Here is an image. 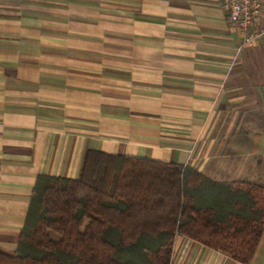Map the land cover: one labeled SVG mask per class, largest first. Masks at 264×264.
<instances>
[{"label": "crops", "instance_id": "1", "mask_svg": "<svg viewBox=\"0 0 264 264\" xmlns=\"http://www.w3.org/2000/svg\"><path fill=\"white\" fill-rule=\"evenodd\" d=\"M221 2L0 0V250L88 149L264 186V35L240 48ZM170 264L243 263L176 234Z\"/></svg>", "mask_w": 264, "mask_h": 264}, {"label": "trees", "instance_id": "2", "mask_svg": "<svg viewBox=\"0 0 264 264\" xmlns=\"http://www.w3.org/2000/svg\"><path fill=\"white\" fill-rule=\"evenodd\" d=\"M263 230L261 184L88 149L77 178L37 176L0 264H170L176 234L248 264Z\"/></svg>", "mask_w": 264, "mask_h": 264}, {"label": "built area", "instance_id": "3", "mask_svg": "<svg viewBox=\"0 0 264 264\" xmlns=\"http://www.w3.org/2000/svg\"><path fill=\"white\" fill-rule=\"evenodd\" d=\"M221 8L229 24L243 32L240 48L264 35V0H222Z\"/></svg>", "mask_w": 264, "mask_h": 264}]
</instances>
